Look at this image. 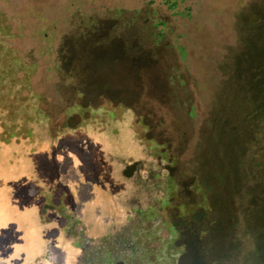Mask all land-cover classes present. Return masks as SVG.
Segmentation results:
<instances>
[{
	"label": "rangeland",
	"instance_id": "obj_1",
	"mask_svg": "<svg viewBox=\"0 0 264 264\" xmlns=\"http://www.w3.org/2000/svg\"><path fill=\"white\" fill-rule=\"evenodd\" d=\"M0 13L11 26L0 43L17 69L34 68L17 75L36 96L14 109L26 126L7 130L0 108V264H78L81 240L124 230L160 193L148 174L157 144L142 146L145 127L118 103H138L170 163L187 134L213 128L212 114L225 127L234 69L244 70L264 39V0H0ZM139 160L138 172L130 162ZM222 161L206 150L208 179L217 168L222 176ZM192 169L175 173L190 179ZM206 246V264L260 263L245 237L229 253L219 241Z\"/></svg>",
	"mask_w": 264,
	"mask_h": 264
},
{
	"label": "trees",
	"instance_id": "obj_2",
	"mask_svg": "<svg viewBox=\"0 0 264 264\" xmlns=\"http://www.w3.org/2000/svg\"><path fill=\"white\" fill-rule=\"evenodd\" d=\"M10 28L0 13V33L7 35ZM261 31L264 32V22ZM257 40L256 57H249L250 64L244 70L234 69L229 86L234 95L230 94L223 103L225 127L219 116L212 114L213 128L187 134V140L176 146V157L170 163L167 142L157 139L150 131V123L142 121L138 103H118L132 109L137 122L145 127L146 131L138 135L142 146L148 140L157 144L153 151L147 149L149 161L157 168L148 169V174L153 190L157 189L160 196L146 208L138 209L136 219L117 234H104L96 243L81 240L76 246L81 248L78 264H206L207 239L219 241L229 253L244 237L253 243L259 264H264V39ZM10 51L0 43V108L7 111L3 126L14 130L19 121L26 126L22 121L26 117H19V111L14 110L16 104L24 102L28 106L36 96L29 80H19L17 75L19 69L29 74L34 68L24 65L17 69L13 63L16 57ZM24 90L30 91L29 95H23ZM33 105L36 107V102ZM206 150L222 155V176L217 168L214 178H207ZM130 163L138 172L141 169L137 166L145 164L142 160ZM176 165L175 171L191 165L190 179L181 178V171H172ZM54 206L62 217H68L66 206L59 199ZM69 216L71 222L72 215ZM70 230L68 227L67 232Z\"/></svg>",
	"mask_w": 264,
	"mask_h": 264
},
{
	"label": "crops",
	"instance_id": "obj_3",
	"mask_svg": "<svg viewBox=\"0 0 264 264\" xmlns=\"http://www.w3.org/2000/svg\"><path fill=\"white\" fill-rule=\"evenodd\" d=\"M98 180H99V178H98ZM98 183H100V185H99V187L100 188H102L103 190H105V188H104V186L103 185H105L103 182H101L100 180H99V182ZM103 184V185H102ZM106 191V190H105ZM107 192V191H106ZM107 193H109V201H111L112 202V200L113 199H111V198H113L114 197V195L112 194V193H110V192H107ZM98 194H100L99 196H101L102 197V190H100V192H98ZM98 196V197H99ZM87 198V197H86ZM111 199V200H110ZM88 200V202L86 203V205H91V203H93V204H95L96 202L94 201L95 199H91V198H89V199H87ZM85 201H86V199H85ZM103 201H104V198H103ZM102 200H101V203L103 202ZM99 203V202H98ZM86 208V207H85ZM85 208H79L78 210H80V215L82 214V213H84V212H86V209ZM84 215H85V217H87L88 219H90L91 221H93L94 223H97V222H100V220L99 219H97V218H94V219H91L86 213H84ZM87 220V219H86ZM100 224H101V222H100ZM91 227V226H90ZM100 228H102V229H105V227L104 226H102V224L99 226ZM16 258V257H15Z\"/></svg>",
	"mask_w": 264,
	"mask_h": 264
}]
</instances>
